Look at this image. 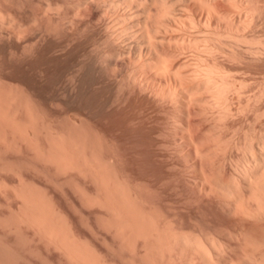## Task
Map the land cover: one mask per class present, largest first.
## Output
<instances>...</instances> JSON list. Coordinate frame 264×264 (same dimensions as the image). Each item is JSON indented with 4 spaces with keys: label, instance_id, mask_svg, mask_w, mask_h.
Returning a JSON list of instances; mask_svg holds the SVG:
<instances>
[{
    "label": "bare ground",
    "instance_id": "1",
    "mask_svg": "<svg viewBox=\"0 0 264 264\" xmlns=\"http://www.w3.org/2000/svg\"><path fill=\"white\" fill-rule=\"evenodd\" d=\"M254 1L0 0V54L22 76H0V140L87 172L130 264H264V124L255 126L264 115V7ZM88 97L107 114L139 107L154 151L227 234L192 229L117 178L104 132L81 116ZM47 103L64 115L60 127L40 121ZM243 119L255 131L234 142L243 153L216 160L226 131ZM171 151L176 159L164 157ZM25 204L30 223L69 257L105 264L42 199L27 196Z\"/></svg>",
    "mask_w": 264,
    "mask_h": 264
},
{
    "label": "rangeland",
    "instance_id": "2",
    "mask_svg": "<svg viewBox=\"0 0 264 264\" xmlns=\"http://www.w3.org/2000/svg\"><path fill=\"white\" fill-rule=\"evenodd\" d=\"M254 2L264 7V0ZM2 55L0 54V62L1 59L3 61L0 63V76L2 79L5 78V82H17L15 79L21 76V73L17 74L20 72L19 68L11 66L13 62L4 56H8L7 53ZM48 105L49 103L41 109L43 114L40 121L53 127H60L64 115L58 112V108L54 109L56 106ZM79 106L81 116L91 121L90 126L99 129L101 133L104 132V156L110 159V167L117 178L127 182L134 192L142 194L158 209L160 207L173 217L176 215L177 220L181 218L192 229L211 227L207 230L213 229L215 232L218 230L220 234H227L225 231H229L230 227L225 226L223 222L217 223L220 220L217 221L216 217L213 220L209 209L201 206L198 208L197 201L187 198L188 194L179 186L181 184L175 177L176 168L154 151V139L149 128L141 121L139 107L127 106L118 109L121 111L107 114L102 109L100 99L90 97ZM263 118L264 115L255 122V126L260 123L258 128L255 127L258 130L264 124ZM249 119L251 123L253 118ZM243 121L237 125V130L234 127L226 131L225 136L230 142L227 141L226 147L218 148L220 153L217 151L216 160L218 157L223 160V154L227 151L234 154L243 153L234 142L237 140L248 142L255 134L254 129L247 125L248 120ZM202 125L204 126H198L200 131H203L207 124ZM240 126L243 130L239 128ZM234 133L235 135H231ZM230 135L234 137L230 139ZM10 139L0 140V264H79L76 259L69 257L63 247L47 239L37 225L30 223L27 218L30 209L25 204L27 196L42 199L68 236L79 247L90 251L100 262L130 264V254L121 248L119 238L114 236L104 222L107 212L93 201L97 189L91 176L75 167L63 168L45 162L39 159L33 150L14 145ZM162 148L166 149L160 147V150ZM164 157L176 159L174 151H171V157L168 155Z\"/></svg>",
    "mask_w": 264,
    "mask_h": 264
}]
</instances>
